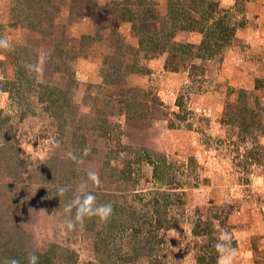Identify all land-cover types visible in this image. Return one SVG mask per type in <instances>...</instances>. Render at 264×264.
Here are the masks:
<instances>
[{
	"label": "rangeland",
	"instance_id": "1",
	"mask_svg": "<svg viewBox=\"0 0 264 264\" xmlns=\"http://www.w3.org/2000/svg\"><path fill=\"white\" fill-rule=\"evenodd\" d=\"M113 1L0 0L13 49H0V264L29 252L39 264H196L218 255L222 231L233 264H264V0H150L163 14L183 2L216 54L193 48L169 71L167 52H141L136 72L124 45L138 37ZM204 33L174 40L199 46ZM40 53L37 78L24 62ZM85 145L77 168L68 153ZM88 169L101 180L88 191L114 212L68 231L60 201Z\"/></svg>",
	"mask_w": 264,
	"mask_h": 264
},
{
	"label": "trees",
	"instance_id": "2",
	"mask_svg": "<svg viewBox=\"0 0 264 264\" xmlns=\"http://www.w3.org/2000/svg\"><path fill=\"white\" fill-rule=\"evenodd\" d=\"M178 2L179 4L171 3L169 5L167 14L157 11V9L154 7V2L150 0H137V3L123 0H120L116 3L114 2L117 6L121 4V6H119V12L121 13L120 20L132 22L133 29L135 30L138 37L139 46L137 48L131 45H124L126 49L134 51L137 56V59L135 60L137 64L129 63L126 65L129 67L128 72H136L143 69L142 66H138V59L141 52L145 58H151L161 53L167 52L168 58L165 68L169 71H179V69L185 63V57L183 53H188V51H191L193 48L205 50V52L209 53L208 57H213L216 54V49L212 48L214 46L213 42H215L212 40L214 33H204V28L197 25L199 20L185 16V14L189 11H183L182 8L185 7L183 2ZM198 2L200 6L205 4L203 0H191L189 4L194 8H197ZM180 5L182 6L180 7ZM212 6L213 3H210L207 4L206 7L212 8ZM178 30L199 31L204 33L205 37L199 46L193 43H182L174 40L175 33ZM82 37H85V35ZM227 38L228 40L230 39V37ZM177 59L182 60V62L184 61L182 65L175 64ZM178 105H181V101H179ZM157 214H159L158 211ZM152 221H154L158 226H163V224L169 223L170 219H168L167 216L159 214ZM140 229L141 228L135 227L134 236L139 234ZM157 235L158 234H156V237ZM149 236L150 234L148 237ZM151 237H155V234L153 233ZM148 243H150V241L146 242V245ZM210 254L211 256L207 254L199 256L196 260V264H213L217 262L218 255H214L213 253Z\"/></svg>",
	"mask_w": 264,
	"mask_h": 264
},
{
	"label": "clouds",
	"instance_id": "3",
	"mask_svg": "<svg viewBox=\"0 0 264 264\" xmlns=\"http://www.w3.org/2000/svg\"><path fill=\"white\" fill-rule=\"evenodd\" d=\"M0 49L13 51L5 37H0ZM46 61V54L40 53L34 62H24L25 70L30 76L38 78L43 72ZM54 143L56 147H59L58 141H54ZM90 153L91 146L85 145L79 153L69 152L68 158L79 168L83 164L84 158ZM89 182L96 187L101 185L100 176L97 171L88 169L86 171V179L78 185L72 198L66 203L60 201L64 212V226L68 231H74L78 227L83 228L86 220L91 218H96L97 222L101 224L107 223L113 215L114 209L111 203H98L96 195L88 191ZM69 190L68 187L59 188L58 196L63 198ZM231 240V235L226 231H222L218 236L214 245L218 253L217 264H233L237 252L235 248L231 247ZM4 264H19V262L9 258L5 260ZM27 264H39V256L35 252H29L27 254Z\"/></svg>",
	"mask_w": 264,
	"mask_h": 264
}]
</instances>
